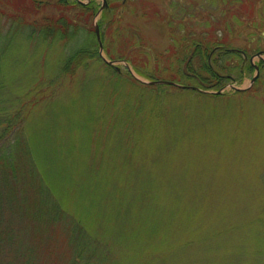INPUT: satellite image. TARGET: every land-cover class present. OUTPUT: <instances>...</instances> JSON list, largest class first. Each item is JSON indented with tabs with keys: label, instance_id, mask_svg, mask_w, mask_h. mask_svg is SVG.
I'll use <instances>...</instances> for the list:
<instances>
[{
	"label": "rangeland",
	"instance_id": "obj_1",
	"mask_svg": "<svg viewBox=\"0 0 264 264\" xmlns=\"http://www.w3.org/2000/svg\"><path fill=\"white\" fill-rule=\"evenodd\" d=\"M44 1L49 5L37 18L60 14L54 0ZM178 1L176 7L188 18L208 16L210 10L216 22L239 13L234 15L243 23L224 28V34L228 43L248 49L247 58L256 65L253 74L229 82L250 87L247 93L234 94L228 84L227 97H220L213 90L205 95L167 84L144 87L142 82L136 88L124 81L107 89L106 70L98 62L89 70L80 67L74 77L64 75L55 90L33 93L37 101L26 107L34 120L29 131L47 167L58 174L65 205L85 213L90 233L102 239H93L97 251L89 264H264V0ZM97 2L101 10L103 0ZM117 4L107 28L109 48L130 61L116 65L144 79L133 62L149 71L157 68L158 79L170 80L171 71L162 68L181 58L184 42L181 32L172 33L166 24L170 1ZM4 13L17 11L0 0ZM1 19L7 18L1 16L0 24ZM12 36L4 59L10 85L2 88L6 100L30 70L44 62L56 65L57 54L69 52L58 48L65 39L47 45L49 40ZM4 46L0 42V49ZM52 46L56 50L50 51ZM8 105L17 112L12 102ZM61 213L46 228L35 222L24 226V243L46 233L44 240L73 255L69 229L74 222L68 211Z\"/></svg>",
	"mask_w": 264,
	"mask_h": 264
},
{
	"label": "trees",
	"instance_id": "obj_2",
	"mask_svg": "<svg viewBox=\"0 0 264 264\" xmlns=\"http://www.w3.org/2000/svg\"><path fill=\"white\" fill-rule=\"evenodd\" d=\"M1 1H4V5L13 7L17 14H0V17L7 18L6 20L1 19L0 24V42L6 45L0 49V264H51L49 262L53 257L60 261L59 263L57 260L59 264H89L88 260L92 259L97 251L93 239H102L90 233L85 213L80 216L73 211V206L65 205L64 200L66 199L58 189V174H54L47 167L46 158L42 157L39 153L40 150H37L31 128L29 131V126L34 123V120L29 119L31 114L29 115L26 107L33 101H37L31 96L33 93L37 96L39 93L55 90L60 84L59 79L64 75L73 76L79 72L80 67H83V71L89 70L91 64H98V62L102 63L106 70V75L102 79V82L105 81L104 84L107 86L104 88L108 89V86L112 84H120L118 83L120 81L127 82L136 88H140L143 84L137 78L134 79L135 77L130 71L123 72L114 65L106 63L101 57L99 53L100 40L94 20L102 3L99 4L97 0H54V7L60 14L58 16L46 15L41 20L36 15L49 5L48 1ZM106 1L107 6L101 10V17L98 20L104 50L112 60L130 61L124 53H113L110 50L107 31L108 26L113 23L112 15L118 6L117 3L121 1V5H125L129 0ZM169 1L171 10L166 17V24L170 26L172 33L178 29L181 32L179 34L181 40H184L181 58L172 61L169 67L162 68L163 72L171 71L170 80L180 84L198 86L202 90L216 91L222 89L229 82L241 80L244 73L253 74L255 66L248 60L249 50L233 46L225 38L224 28L227 27L229 30L228 27L243 23L239 22V18L234 15L236 10L233 12L228 9L227 14H230L231 11L232 13L224 17L225 21L215 22L210 10H208V16L204 14V17L198 18L194 15L192 18H188V15L176 7L179 4L178 0ZM207 1L213 4L217 0ZM228 1L230 0H224L223 4ZM231 1L239 4L243 0ZM70 14L73 17H70ZM231 20L234 22H230ZM189 21L192 22V26H187ZM2 24H9L8 28ZM195 29H200V31ZM14 34L20 35V37L25 35L26 42L40 40L43 43L49 40L47 41L49 43L46 42L47 45L50 42L65 39L58 48L63 47L69 52L65 57L64 54L58 53L57 58L55 57L58 61L56 65L55 62H52L51 65L44 62L47 66L43 63V65L37 66L36 70H30V76L23 82L17 81V87H13L15 96H9L6 100L3 99L6 97V93L2 88H9L10 85L4 59L7 55L9 42L15 40L12 36ZM54 48L50 47V51L56 50ZM24 57L26 56L20 55L19 58L21 61H28ZM133 67L138 74L146 79H158L156 73H159L160 70L157 68L154 71H149V68L141 67L135 62H133ZM113 77L116 80H113ZM150 85L145 83L144 87ZM248 90L249 88L243 92L247 93ZM23 92L25 93L23 94ZM203 93L207 95L208 92ZM235 93L240 94L241 91L237 90ZM227 95L220 93L219 96L227 97ZM3 102H6L4 106ZM8 102H12L17 107L14 108L17 110L16 113L13 114ZM33 170L36 174L31 173ZM65 211L70 213L71 218L69 219L74 222L73 231L71 232L68 228L70 239L74 240H71L73 250L75 249L73 255L63 253L64 248L55 246L53 241L44 240V238H48L46 233L40 234L36 238L39 240L37 242L28 245L24 243V226L35 222L37 228L38 225L46 228L54 220H59L63 215L61 212ZM105 247L111 248L112 246L105 245ZM2 258L6 262L1 263ZM114 264H124V262L119 260Z\"/></svg>",
	"mask_w": 264,
	"mask_h": 264
},
{
	"label": "water",
	"instance_id": "obj_3",
	"mask_svg": "<svg viewBox=\"0 0 264 264\" xmlns=\"http://www.w3.org/2000/svg\"><path fill=\"white\" fill-rule=\"evenodd\" d=\"M107 5V1L104 0V4H103V7ZM95 26H96V32H97V35H98V38L100 40V54H101V57L103 58V60H105L106 63H109V64H112L114 66H116L117 69H120V66L119 65H116V61H120V60H111V59H108L105 54H104V46H103V43L101 42V37H100V29H99V25H98V21H95ZM262 54L260 53L258 56L262 57L261 56ZM126 65L128 66V63H126ZM256 66V65H255ZM130 68V67H129ZM131 69V68H130ZM134 74V72H133ZM259 75V67L257 66V74L253 77L252 79V82L255 81V79L257 78V76ZM137 77L141 82H145V83H149V84H168L169 86L170 85H175V86H178V87H182V88H187V89H197V90H200V91H203V92H209L207 90H202L201 88L197 87V86H194V85H186V84H180V83H177L175 81H172V80H167V79H159V80H145V79H142L138 76H135ZM231 86H233V88L237 89V90H245L246 88L248 87H244V88H240V87H236L235 85L231 84ZM223 92V90H218L216 91V93H221Z\"/></svg>",
	"mask_w": 264,
	"mask_h": 264
}]
</instances>
